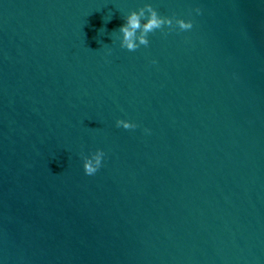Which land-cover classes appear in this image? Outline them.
Segmentation results:
<instances>
[{
	"label": "water",
	"instance_id": "water-1",
	"mask_svg": "<svg viewBox=\"0 0 264 264\" xmlns=\"http://www.w3.org/2000/svg\"><path fill=\"white\" fill-rule=\"evenodd\" d=\"M0 264H264V0H0Z\"/></svg>",
	"mask_w": 264,
	"mask_h": 264
},
{
	"label": "clouds",
	"instance_id": "clouds-1",
	"mask_svg": "<svg viewBox=\"0 0 264 264\" xmlns=\"http://www.w3.org/2000/svg\"><path fill=\"white\" fill-rule=\"evenodd\" d=\"M195 11L200 14L201 9L197 8ZM124 19L126 22L119 28L118 32L122 34L120 47L126 48L128 51H136L141 45L148 46V36L156 30L163 31L165 26L169 31L173 30V20H175V26H178L180 30H190L193 27L191 20L160 16L151 4H145L138 10L131 11ZM164 34L167 35L166 32ZM116 126L124 129H135L137 124L126 120H117ZM145 131L149 132L150 130L145 129ZM104 155L103 150L97 149L90 156L83 157V169L86 175H94L100 169Z\"/></svg>",
	"mask_w": 264,
	"mask_h": 264
}]
</instances>
